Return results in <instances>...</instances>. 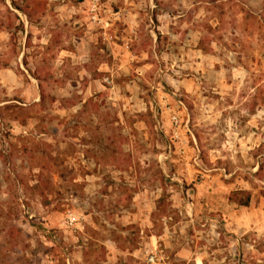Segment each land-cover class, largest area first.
Returning a JSON list of instances; mask_svg holds the SVG:
<instances>
[{"label":"rangeland","instance_id":"rangeland-1","mask_svg":"<svg viewBox=\"0 0 264 264\" xmlns=\"http://www.w3.org/2000/svg\"><path fill=\"white\" fill-rule=\"evenodd\" d=\"M147 243L264 264V0H0V264Z\"/></svg>","mask_w":264,"mask_h":264},{"label":"built area","instance_id":"built-area-1","mask_svg":"<svg viewBox=\"0 0 264 264\" xmlns=\"http://www.w3.org/2000/svg\"><path fill=\"white\" fill-rule=\"evenodd\" d=\"M88 13L89 19L92 21V23H100V20L98 19V16L96 14V8L94 4H91ZM170 119L175 125L176 118L172 116ZM144 261L146 264H170L169 262H167V259L163 255L162 250L159 248V246H156L155 243L153 245H151L150 243H147L145 245Z\"/></svg>","mask_w":264,"mask_h":264},{"label":"trees","instance_id":"trees-1","mask_svg":"<svg viewBox=\"0 0 264 264\" xmlns=\"http://www.w3.org/2000/svg\"><path fill=\"white\" fill-rule=\"evenodd\" d=\"M100 77H101V75H100V74H97V75H95L94 79H99ZM36 80H39V79L36 78ZM249 80H250V81H249ZM248 81L252 84V82H251V81H252L251 77L248 78ZM98 96H99V97H103V96H104V93L101 92V93L98 94ZM253 98H254L255 100H257V99H256V98H257L256 96H253ZM256 106H261V104L258 103V104H256L254 107H256ZM252 110L254 111V109H252ZM227 200H228L229 202L235 203V204H237V205H239V206L246 207V206L248 205V202H249V195H248V193L245 192V191H234V192H231V193L228 195Z\"/></svg>","mask_w":264,"mask_h":264},{"label":"crops","instance_id":"crops-1","mask_svg":"<svg viewBox=\"0 0 264 264\" xmlns=\"http://www.w3.org/2000/svg\"><path fill=\"white\" fill-rule=\"evenodd\" d=\"M196 264V263H195Z\"/></svg>","mask_w":264,"mask_h":264}]
</instances>
